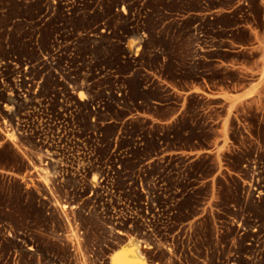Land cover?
I'll list each match as a JSON object with an SVG mask.
<instances>
[{
  "label": "rangeland",
  "instance_id": "1",
  "mask_svg": "<svg viewBox=\"0 0 264 264\" xmlns=\"http://www.w3.org/2000/svg\"><path fill=\"white\" fill-rule=\"evenodd\" d=\"M257 1L236 13L264 33ZM198 5L0 0V264H112L127 243L143 264H264V97L222 128L224 102L196 95L175 130L126 117L139 82L157 87L160 72L178 76L176 63L158 64L157 46L180 60L183 77H205L212 87L241 82L222 61L258 56L217 48L207 56L222 64H188L194 42L247 39L243 29L216 27L232 17L164 12ZM196 21L200 37L190 32ZM138 65L149 72L123 76Z\"/></svg>",
  "mask_w": 264,
  "mask_h": 264
},
{
  "label": "crops",
  "instance_id": "2",
  "mask_svg": "<svg viewBox=\"0 0 264 264\" xmlns=\"http://www.w3.org/2000/svg\"><path fill=\"white\" fill-rule=\"evenodd\" d=\"M199 5L195 9L182 8L177 12H167L172 15L174 19H182V17L194 16L205 17L209 22H214L220 17H232L236 20H230L228 23L223 24L221 21H216V27L229 31L231 33L239 31L241 29L246 31L247 39L239 41L235 37L229 35L226 39L231 42L228 47H217L210 43L212 39L209 37L206 40L208 43L201 44L200 42H194L192 46L193 53L188 57V64L193 65L198 61H211L215 66L221 63V59L216 56H207L208 52L215 49L237 52L246 50L248 52L258 51V56L249 61H227L223 64L231 69H237L241 82L232 85H216L211 86V81L205 77L186 78L181 75V63L180 60L174 55L169 54V48H165L160 45L154 48V54L158 55V64L165 67L169 63L177 64V77L168 78L166 73L160 72L158 76L153 77L152 80L156 81L157 87L151 86V80L145 82H139L137 84L135 92L137 97L133 100L134 107L130 110L126 117H145L151 124H172L180 121L184 115L189 112L188 97L196 95L204 100L220 99L225 104L224 117L219 121V126H224L225 122L228 123L234 115L244 111L245 106L251 100H257L264 97V33L253 26L248 20L243 19L242 16L236 13V7L239 4L250 6L251 0H234L230 7L220 8L215 5L208 4L209 0H198ZM211 1V0H210ZM262 7V14L264 16V0L257 1ZM248 11V10H247ZM169 17V16H168ZM170 18V17H169ZM162 27V26H161ZM156 29L155 35H158L160 28ZM144 34L149 35L145 30ZM190 32L196 37L202 35L201 25L199 21L193 23L190 27ZM180 51V49H177ZM138 69L142 70V74L149 72V68L145 65L133 66L125 75L130 77ZM154 72V71H153ZM152 72V73H153ZM154 74V73H153ZM160 75V76H159ZM155 76V74H154ZM235 84V82H233ZM156 88V89H155ZM152 91L150 93L149 91ZM178 97V100L174 99ZM140 106H143L142 108ZM144 107L150 108L148 111ZM222 136L219 146L224 145Z\"/></svg>",
  "mask_w": 264,
  "mask_h": 264
},
{
  "label": "bare ground",
  "instance_id": "3",
  "mask_svg": "<svg viewBox=\"0 0 264 264\" xmlns=\"http://www.w3.org/2000/svg\"><path fill=\"white\" fill-rule=\"evenodd\" d=\"M112 264H143V259L135 252L134 246L127 243L111 255Z\"/></svg>",
  "mask_w": 264,
  "mask_h": 264
},
{
  "label": "trees",
  "instance_id": "4",
  "mask_svg": "<svg viewBox=\"0 0 264 264\" xmlns=\"http://www.w3.org/2000/svg\"><path fill=\"white\" fill-rule=\"evenodd\" d=\"M109 120H111V119H109ZM176 124V123H175ZM149 125H154V124H151V123H149ZM171 127H173V129L175 130L176 128H177V126L176 125H173L172 124V126ZM173 132H176V131H170V133H168V136L169 137H172V136H175V134L173 133ZM177 133V132H176ZM151 136V135H150ZM152 136H154V137H157V138H159L158 137V135L155 133V134H152ZM172 141V140H171ZM170 146L171 147H186L184 144H182V142L181 143H175V142H171V144H170ZM188 147H195V148H197V147H200L199 146V144H195V143H192V144H189V145H187Z\"/></svg>",
  "mask_w": 264,
  "mask_h": 264
}]
</instances>
